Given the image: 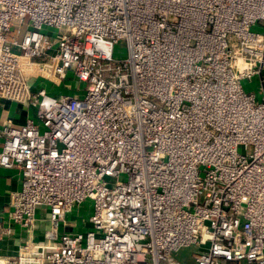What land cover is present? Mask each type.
Instances as JSON below:
<instances>
[{
    "label": "built area",
    "instance_id": "obj_1",
    "mask_svg": "<svg viewBox=\"0 0 264 264\" xmlns=\"http://www.w3.org/2000/svg\"><path fill=\"white\" fill-rule=\"evenodd\" d=\"M0 98V264H264V0H0Z\"/></svg>",
    "mask_w": 264,
    "mask_h": 264
},
{
    "label": "crops",
    "instance_id": "obj_2",
    "mask_svg": "<svg viewBox=\"0 0 264 264\" xmlns=\"http://www.w3.org/2000/svg\"><path fill=\"white\" fill-rule=\"evenodd\" d=\"M31 115V111L25 105L0 98V125L6 119H11L15 124H22ZM20 186V174L16 168H6L0 165V219L7 224L10 215V203L8 193ZM11 236L0 240V256L2 258L13 257L20 242L23 239V231L14 226ZM42 231V230H41Z\"/></svg>",
    "mask_w": 264,
    "mask_h": 264
},
{
    "label": "rangeland",
    "instance_id": "obj_3",
    "mask_svg": "<svg viewBox=\"0 0 264 264\" xmlns=\"http://www.w3.org/2000/svg\"><path fill=\"white\" fill-rule=\"evenodd\" d=\"M256 30H260L259 28H255ZM51 30V29H50ZM48 30L46 29V32H51V36L54 37L56 36V31L55 30ZM126 54V49L124 42L121 41L117 46L114 51V55L118 58L124 57ZM39 85V83H37ZM80 86V95H82V90L84 89V83H78L71 75L68 76V79H65L64 82L61 83L60 86H51V90L55 92V94H60V93H69L71 95L77 94L76 86ZM242 85L244 89L254 92L256 96L260 99V94H259V89H258V82L255 80L252 81H242ZM67 87V88H66ZM92 211V205L90 200H86L78 209L74 210V216L78 219L79 223L82 221H87V218L89 214ZM80 229V228H79ZM192 248L187 247V248H182L179 250V252L176 254V258L180 261H186L189 257V252Z\"/></svg>",
    "mask_w": 264,
    "mask_h": 264
}]
</instances>
